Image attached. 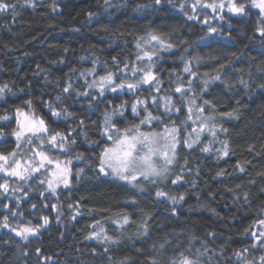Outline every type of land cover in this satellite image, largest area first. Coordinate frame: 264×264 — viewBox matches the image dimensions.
<instances>
[{
	"label": "trees",
	"instance_id": "16d2710c",
	"mask_svg": "<svg viewBox=\"0 0 264 264\" xmlns=\"http://www.w3.org/2000/svg\"><path fill=\"white\" fill-rule=\"evenodd\" d=\"M7 2L16 5V15L0 13V87L8 86L0 96V155L16 152L22 157L39 149L51 159L71 163L69 185L58 186L54 195L47 189L45 168L27 181L0 172V184H8L7 192L0 189V224L7 216L8 224L19 230L49 218V224L26 241L0 226V264H120L125 259L127 264H151L153 259L169 264L180 252L190 249L194 255L205 247L203 264H240L234 253L245 248L249 251L244 258L260 264L264 248L252 247V233L264 231L257 224L264 219V35L257 31L264 24L259 9L249 0H235L246 5L239 15L227 6L222 11L198 7L194 12L195 0H161L159 5L155 0ZM149 34L173 45H156L152 71L160 84H143L135 92L109 88L103 96L98 88H88L109 71L116 73L115 84L139 80L143 73L133 80L131 66L147 69V58L137 62L143 53L136 43ZM145 50L152 48L146 45ZM186 62L196 76L183 72ZM125 64L128 70L119 71ZM217 75L220 80L213 79ZM69 83L72 88L64 93ZM179 85L185 89L183 97L175 92ZM153 96H158L155 104ZM166 96L175 105L171 114L162 116L163 123L142 129L180 125L188 116L187 101L195 99L196 107L205 109L203 116L213 119L193 123V116L186 127L180 125L181 141L195 140L192 129L201 122L216 125L215 138L202 132L193 148L181 143L176 162L155 183L138 179L139 186H133L101 173L99 154L111 143L101 135L105 113L124 105L123 115L112 116L123 131L146 115L144 105L138 106L139 116L133 114L134 102L147 101L148 111L161 116ZM17 109L44 120L48 128L39 139L32 138L31 146L13 134L18 131ZM53 110L61 115L54 116ZM57 132L65 136L64 150L46 142ZM222 141L228 143V155H222ZM205 147L210 151H202ZM157 191L166 195L157 197ZM12 211L19 214L13 216ZM99 228L112 240L87 238Z\"/></svg>",
	"mask_w": 264,
	"mask_h": 264
},
{
	"label": "snow or ice",
	"instance_id": "6c2138e0",
	"mask_svg": "<svg viewBox=\"0 0 264 264\" xmlns=\"http://www.w3.org/2000/svg\"><path fill=\"white\" fill-rule=\"evenodd\" d=\"M107 2V0H106ZM25 3L33 4V0H25ZM155 3L159 5L161 3V0H155ZM227 6V10L231 13H235L237 15L242 14L245 11L246 5L239 4L235 2V0H219V2H216V0H213L212 3H203L202 0H195V3L192 5L194 12L198 7H206L211 8L214 11L220 10L222 11ZM252 6L254 8L259 9L261 13V24H264V0H252ZM56 5L54 3L53 8L55 9ZM183 5H181V9L183 10ZM16 5L10 4L7 2V0H0V13H7L11 12L13 17L16 15L15 11ZM92 14L89 13V16ZM193 16H189L188 19H193ZM220 19H223V16H220ZM205 24L208 23L207 19L204 21ZM217 30L214 28H209V32H216ZM261 33V35H264V27H259L257 29ZM149 45L152 48V51L145 50V46ZM156 45H159L160 47H166L171 48L173 45L171 44H165L164 40L161 39V37L153 34H149L147 38H138L136 43V48L140 49L142 51V55L137 56V62H142L145 58H147L149 64L147 66V69L144 68H138L135 66H131V70L133 73V80H135V76L143 73L141 78L139 80H135L134 83L132 82H125L124 80H121L119 84H115V77L116 73H113L111 71L107 72L106 75L99 78V80H93L91 83L88 84V88H98L99 95L103 96L105 92L111 88L113 92H116L118 90H122L125 87H127L129 92H135L138 90L143 84H148L149 87H151L153 84H160L161 81L159 80V77L155 76L152 71V59L157 54V48ZM113 61H116V58L113 57ZM130 67L129 64H125L122 72H126L128 68ZM221 70H223V66H221ZM95 69L90 70V74L94 73ZM183 72L190 73L192 76H196L197 73L193 72L191 70V67L186 62L185 66L183 68ZM81 75H85V73H81ZM220 75L215 76L213 79L220 80ZM205 86L209 83V81H205ZM241 83H244L247 87V84L245 81H241ZM115 86L113 87V85ZM191 84V81H189V85ZM7 85L5 84L3 87H0V96H2L7 89ZM264 87V85H262ZM72 88L71 83H69L64 89V93L70 92ZM191 90L190 87L188 89ZM157 93L159 92V89H156ZM201 91H204L202 89ZM176 93H179L181 97L184 96L185 89L183 85H179L175 89ZM87 94V93H85ZM77 95H80V93H77ZM57 101H59L61 98L58 96L56 97ZM163 107L164 112L161 114V116H155L150 111H148V105L147 101L138 99L136 102L132 104V112L134 115L139 116L140 113L138 111L139 105H144V112L146 115L143 119L140 120L139 124L133 125L131 128H126L123 131L116 128L115 124L112 123V116L115 115L117 112L120 115H123V108L124 105H120L113 113H105L104 118V127L102 130L101 135L106 136L109 141L112 142L111 146H105L100 154H99V171L104 174H111L113 176L118 177L120 180L126 181L129 184H132L133 186H139L138 184V178L142 179L143 181H148L151 183H155L156 179L158 178H165L166 174L170 170V166L174 165L177 159L178 155V149L181 143H183L187 148L191 149L193 146L199 141L200 134L202 132H210L213 138H215L217 131H216V125L212 124L209 125L207 123L201 122L199 124V128H193L192 131L196 134V139L191 140L189 142L188 139H184L181 141V126H187L188 121H193V116H195V123L196 121H208L213 119V117H204L203 113L205 111L203 106L196 107V100L191 99L187 101L189 107H188V116L185 121H181L180 125H175L171 127H165L162 133L157 132H143L141 131V127L144 125H151L153 122L155 123H163L162 116H166L171 114L173 111V108L175 107L173 100L171 97H163ZM158 100V96L152 97V102L155 104ZM205 104H209L208 101L204 102ZM25 104L27 106H31V101H26ZM176 111H180L179 108H176ZM17 124L19 126V130L14 132L13 134L16 136L17 141L19 142L22 139H28L29 145L33 143V139L35 137H39L43 134H46L48 132V128L45 124V121L42 119H36L35 117H29L28 115H24V120L21 121L19 119V116L21 115L20 109H17ZM54 116H60L61 113L53 110L52 113ZM68 115H71L70 113ZM223 115L231 116L234 115V113H225ZM3 119H7V117H3ZM81 126H83V121H81ZM220 131H226L223 128L219 129ZM86 135V134H85ZM65 140V136L59 132L56 134L50 136L47 139V144L51 148L59 147L61 150L65 149V144L61 143V141ZM42 145L44 141L41 142ZM74 143V141H73ZM92 143H96L93 141ZM223 144V152L222 155H228V143L227 141H222ZM19 147V144H18ZM202 151H210L209 147H205L202 149ZM11 157L15 160L14 165H9V158L0 155V172H4L8 176L19 178L20 180L27 181L29 176H31L33 173H39L41 169L46 168L47 166L52 165L53 161L48 157V155L43 151H34L33 157H39L38 166L33 167L32 163L33 161H29L27 166L21 162L19 159H15L18 155L16 152H13L10 154ZM81 157H77V159H80ZM67 163H71V161H68ZM56 169L57 171L51 173V178L47 181L48 190H50L53 195L56 192L57 186L59 184H63L65 187H67L70 183L69 181V174L70 169L67 167H62L60 162H56ZM110 170V173L108 172ZM83 169L78 170L77 176H79L80 172H82ZM240 171H244V168L241 167ZM181 179L180 176L177 177L176 180H173L172 183L175 184ZM43 183V181H41ZM0 189H3L5 192L8 191V184H0ZM24 195H27L25 192ZM43 195V193H41ZM166 194L161 191H157L156 196L161 197L165 196ZM174 202H176L175 197H170ZM180 199H183V196L180 197ZM5 208H8V205H4ZM73 207L72 205H69V208ZM33 208H35V205H33ZM52 208L54 211L57 210V205H52ZM11 211V210H10ZM175 211V210H174ZM19 213L16 211H12V215L16 216ZM59 215L57 216V220H59ZM125 223H128V218L125 217ZM4 222L0 224V226L5 228H10L12 232H15L16 236L20 237L22 240H28L30 236L37 235L40 228H43L49 224V218L47 216L42 217V223L37 225L36 227L31 226H24L22 225L19 230L15 227H11L7 220V216L3 218ZM97 226L99 225V221L96 222ZM257 224L260 225L262 228H264V219H261L257 221ZM144 235H147L148 232V225L145 223L143 226ZM247 231V230H246ZM209 235H214L212 233H209ZM252 236L254 238V243L252 245L253 248L259 246L261 248H264V231H259V234L256 232L252 233ZM88 239H97L100 240L102 238L105 239V242L111 241L112 237L105 236V229L99 228V231H93L89 234ZM114 243L116 241H113ZM256 242H260L259 245H257ZM165 245H160V249H163ZM39 252L40 250L37 249ZM105 251H108V249H105ZM249 249L245 248L243 252L240 250H237L234 254L239 259L240 264H254L253 261H247L244 258L243 253L248 252ZM208 249L205 247L204 251H201L200 249L196 250V253L193 255L191 254V250L189 249L187 252H180L175 257H173L169 264H203L202 258L207 255ZM120 264H127V259L122 260ZM151 264H159L158 260L153 259L151 261ZM209 264H211V260H209ZM260 264H264V255L260 257Z\"/></svg>",
	"mask_w": 264,
	"mask_h": 264
},
{
	"label": "rangeland",
	"instance_id": "374dc122",
	"mask_svg": "<svg viewBox=\"0 0 264 264\" xmlns=\"http://www.w3.org/2000/svg\"><path fill=\"white\" fill-rule=\"evenodd\" d=\"M250 1V4L252 5V0H249ZM212 2H213V0H212ZM216 2H219V0H216ZM28 115L29 117H34L33 115H31V114H29V113H26V112H21V115L19 116V119L21 120V121H23L24 120V115ZM36 119H39V118H37V117H35ZM171 126H173V125H167V126H164V127H162V128H160V129H158V130H151V129H140L141 131H143V132H157V133H162L163 132V130H164V128L165 127H171ZM18 130H19V126H18ZM41 136H39V137H36V139H39ZM111 144H112V142L110 143V144H108V146H111ZM34 151H41V150H39V149H35V150H32V152L30 153V154H27V155H25V156H19V154L16 156V158L15 159H19V160H21V162L22 163H24L26 166H27V164H28V162L29 161H33V163H32V166L33 167H36V166H38V161H39V157H33V152ZM6 157H8L9 158V165H14L15 164V160L11 157V155H8V156H6ZM58 158V157H57ZM57 158H53V159H51L52 161H53V163H52V165H50V166H47L46 168H45V170H46V173H47V176H46V185H47V181L51 178V173H53V172H55V171H57V169H56V162L58 161V162H60V164H61V166L62 167H67V168H69V163L68 164H66L65 162H63V160L62 159H57ZM108 172L110 173V170H108ZM4 173V172H3ZM104 174V173H103ZM108 175H110V176H113V175H111V174H108ZM113 177H116V176H113ZM117 179H119L118 177H116ZM138 179H140V178H138ZM160 179H162V178H158V180H160ZM157 180V179H156ZM58 186H64L63 184H59ZM57 186V187H58ZM47 189H48V186H47ZM50 191V190H49ZM51 192V191H50ZM24 226H31V225H29V224H23ZM22 226V225H21ZM20 226V227H21ZM31 227H33V226H31Z\"/></svg>",
	"mask_w": 264,
	"mask_h": 264
}]
</instances>
